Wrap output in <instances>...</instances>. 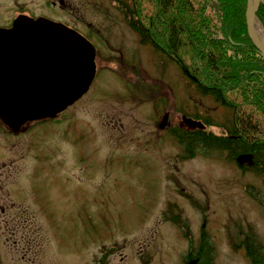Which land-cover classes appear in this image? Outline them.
Masks as SVG:
<instances>
[{"label":"rangeland","instance_id":"1","mask_svg":"<svg viewBox=\"0 0 264 264\" xmlns=\"http://www.w3.org/2000/svg\"><path fill=\"white\" fill-rule=\"evenodd\" d=\"M38 1L23 3L36 7ZM117 1L64 0L61 8H37L81 22L78 32L95 43L94 71L85 92L56 122H39L2 141L23 155L15 154L9 164V208L0 214L3 224L8 219L9 236L0 226L1 263L192 264L182 262V253L205 229L212 264H250L229 236L241 244L239 228L250 226L264 243V202L249 195L264 194L260 180L239 168L246 156L229 161L225 153L198 148L182 156L183 147L171 136L174 126L197 127L187 124L184 119L192 117L179 108L187 104L190 115V99L198 102L179 70L187 69L140 44ZM31 10L25 13L33 16ZM14 17L9 6V21ZM184 95L190 98L185 103ZM205 100L202 106L212 108ZM12 154L9 149V160ZM33 154L46 159L36 162ZM0 177L8 181L3 172ZM176 218L187 222L186 237L171 221Z\"/></svg>","mask_w":264,"mask_h":264},{"label":"trees","instance_id":"2","mask_svg":"<svg viewBox=\"0 0 264 264\" xmlns=\"http://www.w3.org/2000/svg\"><path fill=\"white\" fill-rule=\"evenodd\" d=\"M245 4L246 0H118L115 6L140 44L158 52L162 60L187 69V74L179 70L188 94L198 97V102L189 98L194 106L190 115L187 104L181 103L185 110L179 108L183 116L204 126L187 128L180 122L174 126L171 136L183 147L182 156L193 154L194 148L225 153L229 161L246 156L247 162L239 168L250 171L264 190V59L247 34ZM255 16L264 29V4L258 6ZM187 96L184 103L189 100ZM205 98L212 108L202 106ZM155 103L160 104L158 99ZM217 108L222 112L215 115ZM252 194L258 204L264 202V194L258 199ZM171 221L186 237L187 222L179 218ZM238 233L241 244L231 234V246L242 247L250 264H264V243L251 227L244 231L239 228ZM213 253L210 238L201 229L195 242L188 240L181 260L212 264Z\"/></svg>","mask_w":264,"mask_h":264},{"label":"bare ground","instance_id":"3","mask_svg":"<svg viewBox=\"0 0 264 264\" xmlns=\"http://www.w3.org/2000/svg\"><path fill=\"white\" fill-rule=\"evenodd\" d=\"M15 27L18 29L10 34L0 32V117L12 129L16 125L15 121L22 118V113L31 112L26 100L30 98V91H33V86L36 84L34 80L37 72L42 75L41 67L43 68L40 67L42 58H39L40 53L37 56V51L42 50V54L46 56L56 55L52 57L53 60L51 59V64H54L55 79L50 94H48L49 88L43 92V88L38 86L39 91H42L40 95L44 98L41 106H34V109L39 108L42 114L51 113L52 109L56 110L66 102L63 101L65 98L72 97V89L79 87L76 78L80 79V75L86 73L85 70L83 71L84 65L79 57V53L85 51V48L72 41L66 34L43 29L44 26H40L41 28L36 32L34 27L30 29L32 26L27 23H19ZM251 29L262 41L263 32L257 20L253 21ZM37 58L40 61H37ZM17 72L18 76H13ZM19 125L16 129L21 126Z\"/></svg>","mask_w":264,"mask_h":264},{"label":"water","instance_id":"4","mask_svg":"<svg viewBox=\"0 0 264 264\" xmlns=\"http://www.w3.org/2000/svg\"><path fill=\"white\" fill-rule=\"evenodd\" d=\"M259 3L264 4V0H246V4H245V26H246V31H247V34H248L250 40L252 41L255 48L259 51V54L261 55V57L264 59V30L260 26L262 29V32H263V37H262V41H261L260 39H258V37L254 34V32L251 29V25L253 24V21L257 20L255 17V11H256ZM19 23H25V24L27 23V24L32 26V27H30V29H32L34 27L33 29H35V31L40 29L41 28L40 26H44L42 28L49 30V31H53V30L59 31L60 34L64 33L72 41H75V42L81 44L85 48V51H81L79 53V57H80V61H82V65H84L83 71L85 70L86 73H84L83 75H80V79L75 77L78 80L77 85L79 87L77 89L76 88L72 89V92H73V94H71V95H73L72 97H70L69 99L65 98L63 101H66V102H64L61 106H59L58 109H56V110L52 109L51 113L42 114L39 112V110H38L39 108L34 109V106H41V102L44 98L43 95H40V93L42 91L41 92L39 91V87L43 88L42 89L43 92L46 88H49L48 94H50V89L52 88V83H53V80L55 79L54 64L53 65L51 64V59L53 56H56V55L46 56V55L42 54V52H41L42 50L40 52L37 51V56L40 53L39 58L40 57L42 58L41 59L42 65H40V67L43 66V68L41 67V74L42 75H39L40 72H37V77L35 78L36 80H34V83H36V84L33 86V91H30V98L27 99L28 101L26 100L27 104L30 107L31 112H29L28 114H27L28 111L22 113V118L19 120L17 119L15 121L14 124H16V125L14 126L13 130L16 129L19 124L23 125L24 123L31 122L34 120L54 117L58 112L62 111L65 107L70 105L73 101L78 99L85 92V90L89 86V83L92 79L93 71H94V48L87 39H85L81 34H79L74 29H71V28L63 25L60 22H55V21H52V20H49V19H46L43 17L31 18V17H28L26 15L21 14L12 20L11 26L9 28H1L0 27V32H3V33L9 32V34L12 32H15L18 29L15 26ZM33 25H36V26H33ZM44 37H45V35H44ZM34 42L35 41H33L32 44H34ZM46 42H47V40H46ZM37 61H40V60H38V58H37ZM39 64H40V62H39ZM81 72H82V68H81ZM13 73H14V71H13ZM13 73H9V74H13ZM13 76H18V72L16 74H13ZM65 103H67V104L64 105ZM0 106H1V104H0ZM27 116H29V117H27ZM184 120L187 122V124H190V122H195V124L198 127H200V128L202 127V125L200 123L193 121L191 119L185 118Z\"/></svg>","mask_w":264,"mask_h":264},{"label":"flooded vegetation","instance_id":"5","mask_svg":"<svg viewBox=\"0 0 264 264\" xmlns=\"http://www.w3.org/2000/svg\"><path fill=\"white\" fill-rule=\"evenodd\" d=\"M63 1L64 0H48V2H47V0H39L38 3H36L37 6L35 7L33 5V7H32L31 3H29L28 5L24 4L23 0H14V1L10 2V4H9V0H8V3L7 2H3V1L0 0V27L1 28H9L11 26L12 20L15 17H17L18 15H21V14L29 16L25 12H28V10L32 9L31 10V14L33 16H30V17H32V18L44 17V18H47V19L52 20V21L61 22L64 25H66L67 27L72 28V29H74V30H76L78 32L77 26H78V23H81V22H78L77 20H75L74 22H69L68 23V22H64V21H62L60 19H57V18H55L53 16H50V15L44 13V12H41L45 8L46 9H48V8L52 9V8H55V7L61 8L63 6V4H64ZM1 2L2 3H7V5L6 6H2ZM30 2H32V1H30ZM260 4H263V3H259V5ZM9 6H10V10L12 11V13L15 12V17L11 18L10 21H9ZM258 6H257V9H258ZM37 8H39L41 11L37 10ZM35 10H37L40 13H38V12L36 13ZM256 19H257V17H256ZM257 21H258V19H257ZM258 23L261 26L259 21H258ZM262 29H263V27H262ZM81 35H83V34H81ZM83 36L92 44V46L94 48V52H95L96 47H95L94 41H92L91 39H89L85 35H83ZM67 108H65L64 111ZM62 112H59V113H62ZM59 113H57L52 118H45V119L34 120V121H31V122L24 123L23 125H21L16 130H13L12 128H10V125L7 124L0 117V139H1V141H0V172H3L5 177L8 176V178H7L8 181H3V182L1 180L4 179V177H0V181H1L0 182V214L1 215L4 214V211H5L4 208H7V209L9 208V183H8L9 182V164H12L15 161L16 155H18V156H20L21 154L23 155V152H14L13 151V147H12L13 143L10 145V147H8V149H5L6 145L7 146H9V145L8 144H6V145L3 144L2 141L6 143V142L9 141V139H14V138L18 137L20 134H25V133L29 132L30 130H34L36 128V126L34 127V125L39 123V122L46 121L48 119L49 120H53L54 122H56L57 121L56 116ZM66 114H68V113H66ZM164 114H166V112ZM26 145H27L28 148L31 146V142H30L29 139L27 140ZM9 149L13 153L12 156H10L11 157L10 160H9ZM32 159L34 161L38 162L40 160L46 159V157L45 156H41L39 154H33ZM5 222H6V224H3V221H1V225L0 226H1V229H2V231L4 233V236L7 235V234L9 236V231H7L5 229V228L9 227L8 219H6ZM7 238L8 237H5V240ZM2 242L0 241V251L3 250V252H4V249L2 248L3 246L1 245ZM3 260H5V258H3ZM2 263H1V260H0V264H2ZM4 264H9V261L5 260Z\"/></svg>","mask_w":264,"mask_h":264}]
</instances>
